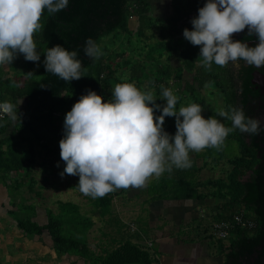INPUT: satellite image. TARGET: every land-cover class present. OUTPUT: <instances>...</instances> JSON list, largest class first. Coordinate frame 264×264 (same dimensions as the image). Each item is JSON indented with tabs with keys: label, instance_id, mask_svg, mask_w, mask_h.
I'll return each mask as SVG.
<instances>
[{
	"label": "trees",
	"instance_id": "1",
	"mask_svg": "<svg viewBox=\"0 0 264 264\" xmlns=\"http://www.w3.org/2000/svg\"><path fill=\"white\" fill-rule=\"evenodd\" d=\"M207 2L172 0L173 10L169 16L153 18L149 15L151 7L148 0H69L65 10L50 15L45 9L41 17L43 28L34 35L41 55L39 62L24 59L15 78L6 77L0 65V103L10 101L16 104L17 100H25L24 109L17 105L20 119L15 122L8 116L0 119V184L6 187L10 204L16 208L8 213L27 236L41 238L47 232L56 253L77 256L83 264H159L156 247L151 252L150 247H143L132 239H121L118 245L102 253L90 247L88 232L96 222L94 217L102 220L110 213L114 192L96 198L92 212L94 217H83L78 204L60 200L58 212L49 207L45 209L46 221L41 224L34 219L35 204L16 203L21 182L10 174L30 171L29 167L35 164L38 152H53L62 160L59 145L65 137V128L61 123H65L66 114L81 96L87 95L88 90L95 91L104 98V102H108L115 74L120 68L127 69V77L119 78V83H134L142 90L141 86L147 82V89L154 88L159 96L160 85L173 88L168 80L172 74L171 66L160 65L162 68H159L154 64L155 70H147L150 61L155 62L156 58L161 61L165 54L179 62L175 68L178 79L185 71L192 74V80L187 81L189 92L202 91L209 82H213L223 93L224 110L243 108L246 116L259 119L264 112V91L253 82V74L258 68L239 60L241 66L236 73L215 63L211 70H206L196 63L201 47L192 45L183 35L186 28L194 30L191 21L198 17V10ZM134 25L135 30L132 29ZM155 26H158V35ZM109 36L114 41L125 36L128 46L136 50L138 60L133 56L120 62L112 60L107 47L100 45L103 38ZM157 36L160 38L157 43H148L149 39ZM89 38L96 41L103 52L99 60L93 61L84 53ZM232 39L247 43L249 47L259 43L255 35L249 36L247 28L233 34ZM135 40L140 43V48L133 46ZM56 45L78 52L82 68L87 69L83 72L84 77L69 83L46 72L44 54ZM146 48L148 51L140 60V54ZM124 52L125 49L116 53L115 59ZM259 70L264 73V67ZM29 72L33 74L27 76ZM180 100L178 97V103ZM157 103L161 104L160 98ZM155 115L159 116L161 112L157 111ZM168 119H165L164 130L174 136L176 125L169 123ZM226 122L231 125L230 121ZM261 129L259 135L241 133L238 129L234 131L233 137L240 145L241 154L230 159L231 169L224 178L199 181L193 174L173 177L165 172L151 186L152 189L156 185L158 188L152 196L155 200H200L206 197L201 188L214 187L211 195L219 200L215 221L229 220L234 214L247 210L243 216L254 223L253 227L237 225L226 239L212 237L216 247L213 252L223 256V264H264V123H261ZM198 157L197 154L193 164L197 165ZM65 224L74 226L76 233L64 234Z\"/></svg>",
	"mask_w": 264,
	"mask_h": 264
},
{
	"label": "clouds",
	"instance_id": "2",
	"mask_svg": "<svg viewBox=\"0 0 264 264\" xmlns=\"http://www.w3.org/2000/svg\"><path fill=\"white\" fill-rule=\"evenodd\" d=\"M68 4L69 0H0V65L12 64L19 54L26 61L39 62L34 35L43 28L41 17L45 9L51 15ZM191 23L194 30L186 28L183 35L201 47L198 66L211 70L213 63L224 67L243 60L258 69L264 67V0H208ZM246 28L249 36L258 38L257 46L233 41V34ZM84 53L93 61L103 55L91 38ZM44 56L46 72L66 82L80 80L87 71L78 52L61 45L48 48ZM160 88L164 106L156 103L153 89L141 90L128 82L115 84L108 102L92 90L81 96L65 118V137L59 146L66 167L61 177L78 176L77 187L83 195L103 198L118 189L146 187L150 179L171 173L173 168H191L190 152L219 151L237 129L249 135L262 131V121L246 116L243 108L220 109L206 119L200 104L177 109L173 90L164 85ZM22 103L23 99L16 104L0 103V114L15 122L20 119L17 105ZM157 111L161 115L156 116ZM166 117L176 118L174 136L164 130ZM217 117L230 121L231 127Z\"/></svg>",
	"mask_w": 264,
	"mask_h": 264
},
{
	"label": "rangeland",
	"instance_id": "3",
	"mask_svg": "<svg viewBox=\"0 0 264 264\" xmlns=\"http://www.w3.org/2000/svg\"><path fill=\"white\" fill-rule=\"evenodd\" d=\"M148 1L151 7V12H149V15L153 18H165L172 13L173 8L171 0ZM132 29H136L135 25ZM155 33L158 35V26H155ZM159 40L160 38L157 36L155 38L149 39L148 43L154 45ZM133 44V46L136 48L141 47L137 40H135V43ZM100 45L101 47H107L109 54L112 56V60L114 61L120 62L126 57L130 56H133V59L138 60L136 58L138 56L136 50L132 46H128V40L125 36L118 37L115 41L110 38V36L104 37ZM123 49H125L124 54L115 59V54L121 53ZM147 51L148 48H146V51H143L142 54H140V60L144 58L142 55H145ZM156 57H158V55ZM24 59V56L19 54L12 64L1 65L2 72L6 77L15 78L16 71L20 68ZM155 62L150 61L147 70L149 68L155 70L154 64H156L159 68H162L160 65L163 67H167L168 65L171 66L170 69L172 74L168 80L170 85L173 87L172 90L174 94L181 98L180 102L177 104V109H179L181 106H187L188 104L197 101V103L200 104L204 109L202 115L207 119L214 116L220 109L224 108V105L222 106L223 93L217 90L213 82H209L202 91L196 90L194 92H189L187 81L192 80V74H189L185 71L181 73L182 76L178 79L175 68L178 67L179 62L176 59L169 58L168 55L165 54L161 61L160 59L156 58ZM115 63L116 62H114V66L117 67V63ZM240 66V62L236 61L229 62V64L225 67L229 68L233 73H236ZM115 76L116 77L113 81L114 86L115 84L119 83V78L122 76L127 77V69L120 68V70L116 72ZM175 79L176 81H174ZM236 82L238 86V80H236ZM177 83H180V86L177 87ZM147 87V82L141 86L142 90L147 89ZM150 89L154 90L152 87ZM155 96L156 99H161V96H159L158 93H155ZM24 103L25 100L23 99V103L21 104V108L23 106V109L25 108ZM258 118L262 121V123H264V117H262V115H260ZM165 119L170 120L169 123L176 125L175 117H166ZM217 119H220L221 122L225 123L227 127H231L230 124H227V120L224 118L217 117ZM64 124L61 123V126L64 127ZM233 134L234 132L228 135L221 150L218 151L215 148L204 149L202 153L206 158L199 156L200 158L196 160L198 165L193 164V160H195V156L198 154V152H190L189 155L192 161V167L189 169L177 170L174 174V177L187 173L190 175L193 174L199 181L224 178L229 169H231V164L229 162L230 159L241 154L240 145L237 139L233 137ZM65 167L66 164L56 154L53 152L42 151L41 153L38 152L35 164H33L31 168L29 167V169H31L30 171L12 172L10 174L11 177L18 178L19 182H21V191L16 198V203L23 202L26 204H35L36 216L34 219L41 224L46 221L45 209L49 207L55 212H58V202L60 200L71 201L78 204L83 217L93 216L92 212L95 210L94 202L96 199H93L90 196H85L79 191V188L77 187L79 183L78 176L65 175L61 177L60 173L64 171ZM31 178L33 179L31 180ZM157 180L158 179L155 177L150 179L147 186L145 187L144 192H142L140 196H132L134 194L133 192L137 191V188H129L127 194H119L121 191L120 189L113 191L114 198L111 205V211L109 214L110 216H106L102 220H98L93 216L96 222L88 232V240L90 247L94 251L97 253H102L105 249L115 246L117 241L113 242L111 239L113 238V240H120L127 231L130 233L142 231V233L147 235L141 226L136 227V230H130L134 227V225H131L130 227L129 223H127L132 217L131 213H127V218L129 219H125L127 223L126 227H129V229L127 230L124 226L120 227L119 220L116 221V219L121 218V215L117 214L118 211L116 210V204L125 201L129 202L130 205H133V203H139L141 202V199H143L141 198L143 194L145 195L144 198L152 197L158 192L157 185L154 189L151 188V186L155 185V181ZM213 189L214 187L209 186L205 188V191H211ZM36 192L39 194L37 195ZM9 200L10 198L6 187L0 184V264H83L81 259L73 255H59L56 253L53 249L52 240L47 232H45L44 235L39 238L36 236L29 237L22 230H20L13 216L8 213L9 210L16 209L10 204ZM242 211H244L243 213H247V210L245 209ZM135 215L136 214L133 216ZM121 224L125 223L121 222ZM138 224L141 223L138 222ZM75 231V227L72 225L65 224L63 226V232L66 235H73L76 233ZM210 234L212 237H215L212 234V230ZM155 247H157V244H155Z\"/></svg>",
	"mask_w": 264,
	"mask_h": 264
},
{
	"label": "crops",
	"instance_id": "4",
	"mask_svg": "<svg viewBox=\"0 0 264 264\" xmlns=\"http://www.w3.org/2000/svg\"><path fill=\"white\" fill-rule=\"evenodd\" d=\"M178 86L180 83H177ZM155 93H157L156 90ZM160 105H166V101L161 100ZM198 156L206 158L202 151L198 152ZM176 171L174 170L169 174L174 177ZM120 190L119 194H127L129 188ZM136 190L132 196H140L145 187ZM201 191L206 194V197L200 200H155L152 197L144 198L145 195L143 194L141 196L143 199L139 203H133V205L126 201L117 203V214L121 215V218L116 219V221L119 220V226H124L128 230L127 223L130 227L134 225L130 229L131 231L141 226L148 235L142 231L133 233L127 231L121 239H132L143 247H150L151 251H154L155 244H157L159 264H223V256L213 252L216 247L210 234L211 226L215 221L214 217L219 210L216 208L219 200L211 195L212 190L205 191V187H203ZM127 213L132 214L131 219L127 218ZM109 214L106 216H110ZM134 214L136 215L133 216ZM126 218L129 219L127 223ZM121 222L125 224H121ZM120 240H115V242L117 241L116 245L119 244ZM111 241L114 242L113 238Z\"/></svg>",
	"mask_w": 264,
	"mask_h": 264
},
{
	"label": "built area",
	"instance_id": "5",
	"mask_svg": "<svg viewBox=\"0 0 264 264\" xmlns=\"http://www.w3.org/2000/svg\"><path fill=\"white\" fill-rule=\"evenodd\" d=\"M6 116L7 115L0 114V119L5 118ZM237 225H244L251 228L254 226V223L251 220L245 219L242 213H237L229 220L214 221L211 226L212 234L216 238L226 239L229 236L230 231Z\"/></svg>",
	"mask_w": 264,
	"mask_h": 264
},
{
	"label": "flooded vegetation",
	"instance_id": "6",
	"mask_svg": "<svg viewBox=\"0 0 264 264\" xmlns=\"http://www.w3.org/2000/svg\"><path fill=\"white\" fill-rule=\"evenodd\" d=\"M245 64H247L245 61H244ZM254 75H255V78H254V81L255 83H257L258 85L261 84V85H264V73L261 72L259 69L256 70L254 72ZM264 91V89L262 90ZM262 117H264V112L261 113Z\"/></svg>",
	"mask_w": 264,
	"mask_h": 264
},
{
	"label": "water",
	"instance_id": "7",
	"mask_svg": "<svg viewBox=\"0 0 264 264\" xmlns=\"http://www.w3.org/2000/svg\"><path fill=\"white\" fill-rule=\"evenodd\" d=\"M253 76H254V78H255V75L253 74ZM254 83H255V81H253ZM262 90L264 89V85H261V84H259L258 85Z\"/></svg>",
	"mask_w": 264,
	"mask_h": 264
}]
</instances>
